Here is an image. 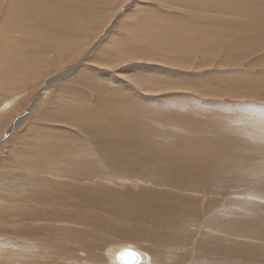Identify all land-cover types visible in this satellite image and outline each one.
Returning <instances> with one entry per match:
<instances>
[{
  "label": "rangeland",
  "instance_id": "obj_1",
  "mask_svg": "<svg viewBox=\"0 0 264 264\" xmlns=\"http://www.w3.org/2000/svg\"><path fill=\"white\" fill-rule=\"evenodd\" d=\"M187 1L194 5L198 3V7L196 9L188 7L187 10L179 6L176 8L175 5H177L178 2L172 5V2H174L173 0L79 1L76 4L78 6L80 5V11L74 21V25L70 24L68 14L63 15L58 12L56 13L57 16L55 15L52 20H42L44 27L53 26L56 28L57 32L52 33V37H47L46 35H48V33L45 32L42 33V36H30L31 39H28L26 37L24 38L21 35L22 33L19 34L17 32L7 35L1 28L0 184L5 182V185H15L18 183L20 185H28L30 178L37 174L36 169L30 168L34 166V164L30 162H34L31 158H34L39 150L37 145H41L40 140L43 133L46 134L44 141H52L53 147L57 144L59 146L57 149L60 150V153H54L50 156L52 150L47 149V151L45 149L43 152L44 158L39 159L38 162H40L41 165L51 166L53 168H56L57 165L48 162H65L67 160L125 162L132 159H134V162H179L182 153H188L190 144L175 139L177 131L173 128L172 124L169 123V120L173 117L159 114L162 110L161 108H155L153 112L148 113L147 107L144 105L139 106L138 103L130 105L132 109H130L124 118L120 114L114 115L112 119L116 122H120L121 124H118H120L121 128L117 129L115 125H111L108 132L104 135L89 136L83 125L74 120H72L73 124L71 123L70 127H64V121H68L66 120L67 117H65L63 121L61 118H57V116L62 115L59 113L65 110L63 109L64 106H78L77 104L80 103V100L77 99L75 87L84 93L83 95L94 97L93 101L97 104V99L93 93L94 91L91 90L89 86L85 87V85H83V80L81 78L85 71L90 73V78L94 77V75H99L100 79H106L105 81H100V84L104 86L99 89L100 91L104 90L105 87L111 88L113 85L126 86L127 89L124 90L125 96H121L123 91H115L119 94L117 95L118 98L137 96L140 99L150 100L157 104L165 101L166 103L171 101L169 103L175 106H180L182 104L181 107L187 108L188 110L181 109L185 115L181 116L178 120L181 121L185 128L191 131L192 135L203 140L206 146L212 145L216 151L244 147L249 144L250 140L236 133L235 127L237 124L235 123L236 118L233 115H214L210 112L202 110L198 112L189 108H193V106L209 108L210 106L213 108H211L213 111L216 109L215 112H225L228 110H232L231 112H233L238 110L244 111V109L255 107L258 108L257 111H262L264 109V83L260 82L262 81L260 78L264 79V60L259 61L258 57L264 54V50L261 49L262 51L255 52L251 56V50L244 47L247 46L246 42L238 43L239 47L237 46L227 50V42L219 39H208V33L204 32L202 29L209 27L212 21L208 22L205 18L199 17H204L205 4H201L202 0ZM6 2H8V0H0V26L4 23ZM257 3L261 2L257 1ZM91 5L92 8H90ZM23 7L27 9L28 6ZM82 7L84 11H82ZM38 8L42 7L39 6ZM148 14L151 16L150 18L147 17ZM178 14L186 17V19L177 20L176 16ZM59 15L63 19H66L68 23L60 21ZM139 16L141 17L139 18ZM190 18L196 20L199 31L194 30L196 28L192 27L195 25L194 22H188ZM137 19H141L139 24L141 22L142 24H137ZM216 20L218 21L215 22L217 28L222 25L224 26V23H228V21H225L226 18H216ZM155 23H158V25ZM219 24L222 25L220 26ZM137 25L139 27H137ZM181 25L183 27H181ZM109 28L111 29L107 32ZM184 28L187 29L185 30ZM79 29H81V32L84 31V33H79ZM208 31L210 30L208 29ZM144 32L147 34L153 33L154 37H156L155 40L168 39L171 33L174 32V34L177 35L179 32L180 35L189 36L190 42H197L199 40V45H201L202 48L201 53H189V50L194 51L191 44L183 46L185 49L182 51H179L178 48L175 49L177 53L173 50L168 51V49L163 46L162 48L165 51L162 49L158 51V53L164 56L160 57L146 49L145 46L151 42L145 43L146 40L143 38H146L147 35H144ZM212 32H214V30ZM188 33H191L192 37L188 35ZM218 35H222V37L226 36L225 39L227 41L228 36L233 42H236L235 36L229 34L223 35L222 33ZM193 36H195V38H193ZM101 37H103V39L96 45ZM4 39L7 41L13 39L10 41H12L11 43L14 45L17 43L16 39H26L27 41L24 43L27 45L28 43L30 44L31 40L35 42V46L30 47L28 45L30 51H28L27 56H25L26 59L20 62V58L22 57L21 54L15 53L13 51L14 49L8 45L3 48V44L1 43L4 42ZM176 40L183 41L184 38H176L169 43H164V45L173 44ZM139 43H142L141 46ZM129 45L130 47L132 46L131 49L133 50L126 51L125 47H129ZM136 45L140 47L137 49ZM186 48H190L188 53L185 51ZM2 49L5 50L3 51ZM41 50H44L46 54L41 53L42 56L39 55L40 53L38 52ZM88 54L89 56L84 64L74 74L47 85L50 78L71 68ZM181 56L191 60L187 61ZM255 56H257V58H255ZM13 57H16V60L13 59ZM39 59L44 61V66L41 68H32V66L38 67ZM14 61L16 63H14ZM17 61L19 65H17ZM39 70L41 73L35 76L36 72ZM143 75L146 78L150 75L149 77L156 81L149 82L147 87L148 90L145 91H142V88L136 87L137 84L133 82L134 79L136 81L137 76L143 77ZM242 76L250 77V79H256L257 81H253L255 83L249 81V83L246 84L243 83L241 79L238 80V78ZM77 77L80 78V81H74ZM99 78L95 79L97 80ZM165 84L167 85L164 86ZM62 86L69 87V89H62ZM64 90L66 91L64 92ZM242 90L245 91V93H240ZM177 100L180 101L176 103ZM83 102L84 101H82V103ZM7 104L11 105L8 107ZM106 105L116 110V107L120 108L124 103L119 100H113L110 103H106ZM28 108H30L28 115L22 118V122L16 125L13 130L7 134L16 120H18ZM102 111L109 114V110L107 109H103ZM59 121L60 123H57ZM155 129L165 131L156 132ZM165 134H169V136L165 137ZM69 136L70 139L67 138ZM63 138L65 140H63ZM195 142L197 145L199 139H195ZM84 149L87 150V153H78L77 159H74V156L71 158V150L75 153L77 151H84ZM196 150L197 147L194 148V152ZM91 154L93 155L92 158L90 156ZM24 160H26L25 162H29L30 166L26 164L27 168L13 163L23 162ZM191 160L192 157L187 159V162H191ZM9 163L12 166L9 165ZM213 163L214 165L218 164L217 162ZM252 163L257 165L260 162ZM233 168L252 170L247 167L239 166H233ZM216 170H218V168H216ZM11 173L16 175L19 174L17 176L22 177V179L19 178L21 181L19 179H13L14 176L11 175ZM43 174L48 175L49 173L44 172ZM7 176L10 177V179L5 178ZM23 179L27 180L26 184L22 182ZM248 179L249 177L245 175L243 178H240V182L245 184V181ZM133 181L136 182L135 180ZM127 184L134 187L136 190H138V186H140L139 184L135 186L130 182ZM118 186L120 185L118 184ZM153 188L156 190H165L157 192L168 197H172L174 193L180 191L177 189L178 191L173 192L172 188L168 186L156 185ZM146 194L147 193H144L141 189V196H145ZM36 197V193L27 194L22 191L15 194L12 202H6L0 198V247H5L4 244L7 238L14 244H20L25 254L28 257L30 256L29 250L23 246L27 241H23L22 243L19 242L18 238L22 237V235L14 234L17 233L16 226H12L11 222L7 221L6 215L8 214H6V210L8 207L10 208V206H12L28 213L33 205L38 206L40 204L37 202ZM215 200L222 202L221 198H215ZM261 201L264 202V200ZM240 207L244 206L238 205L235 210ZM198 208L201 209L200 216L208 217L206 205L203 204L202 206H198ZM97 210L100 211L102 218L106 219V222H110L113 225L121 224V221L123 224L129 223L132 225L138 222V225L132 227L131 235L119 236L115 233H109L106 230L100 229L97 226L76 223L75 225L77 226L75 231L81 230L82 235L79 233V235L74 237L75 240H72V243L73 241L76 243H69V245L66 243L69 239V235H64L62 233L63 228L53 226L42 238L36 241L41 245V253L44 254L42 257L52 258L57 264H104L101 259L106 258L107 260L108 256L106 255V251L109 248L118 247V245H130L147 255L146 263L149 262V257L152 258L156 256V253H158V255H163L164 253L165 257H163V264H196L197 261H199V264L200 262H202L201 264H205L206 262L204 261H215L226 256L227 253H230L232 255L231 259L235 264H264V250L256 243H262L264 240L257 238L256 229L240 225L236 228L235 232L226 231L221 233L222 238L232 243L230 251L226 249L219 250L218 248V250H214L209 247V243H206V247H202L201 249V244L208 230L203 220L200 224H193L183 230V236L179 245L162 248L158 245L154 246L151 242H148L150 244L147 242H140V245L139 243L136 244V239L141 235L143 228L155 231V224L151 221L156 215L155 211H152L145 220L138 221L139 211L133 206L121 209L117 204L104 203L100 207L90 208L89 213ZM21 212L22 211H20V213ZM223 217L226 216L223 214L220 215V220ZM234 218H236V215H233V217L230 215V226ZM26 221L30 222L27 224L25 223ZM20 222L22 223L21 231L24 235L29 236L34 219L28 216ZM110 223L108 224L109 226ZM16 224L18 225V222ZM88 233H94V235L88 237ZM58 240H61V249L57 253L54 251L53 246ZM99 243L101 247L95 249ZM112 251L110 252L111 254ZM150 251L152 252L150 253ZM5 252L6 248L0 250V257H3ZM95 253L103 256L100 258L101 261L93 260L90 263L84 261L88 255L94 256ZM199 253L200 255H197ZM14 256L22 257L23 255L22 252L17 251L14 253ZM109 262L113 264L111 259ZM153 262L157 264L155 260Z\"/></svg>",
  "mask_w": 264,
  "mask_h": 264
},
{
  "label": "bare ground",
  "instance_id": "obj_2",
  "mask_svg": "<svg viewBox=\"0 0 264 264\" xmlns=\"http://www.w3.org/2000/svg\"><path fill=\"white\" fill-rule=\"evenodd\" d=\"M79 1L86 2V0H8V2H6V11L4 12V23L2 24V26H0V30L2 28V31L6 32L5 34L7 35L9 33L16 32L19 34L22 33L21 35L24 38L26 37L28 39H31L30 36H42V33L45 32L48 33V35H46L47 37H52L51 34L57 32L56 28L50 25V27H44V25L42 24V20H52L55 15L57 16L56 13L58 12L62 13L63 15L68 14V20L70 24L74 25V21L76 20L78 12L80 11V5L78 6L76 4ZM87 1L101 2L102 0ZM173 1L174 2H172V5L173 3L176 4L178 2L177 5H175L176 8L179 6L184 10H187L188 7L191 9H196L198 7V3H195V5L190 4L187 0ZM257 1H260L261 3H257ZM201 2V4H205L206 8L204 17H199L205 18L208 22L212 21L210 22V24L208 23L209 27L202 29L204 32L208 33V39H219L221 41L227 42V50L237 47L238 43L246 42L247 46L244 47L251 50V56L261 49L264 50V0H202ZM23 6L28 7L27 9H25ZM39 6H41L42 8H38ZM90 8H92V5ZM82 11H84L83 7ZM140 17L141 16H139V18ZM147 17L150 18L151 16L148 14ZM216 18H226L225 21H228V23H224V26L222 24H219L220 26H222L217 28V24L215 22L218 21L216 20ZM176 19L185 20L186 17L180 16L178 14L176 16ZM59 20L68 23L67 20L63 19L60 15ZM140 21L141 19H137L136 23L139 24ZM188 22H194L195 25L192 27L196 28L194 30L199 31V28L196 25V20L194 18H190ZM140 24H142V22ZM155 24L158 25V23ZM137 27L139 26L137 25ZM181 27L183 26L181 25ZM208 29L210 31H208ZM213 30L214 32H212ZM79 33L83 34L84 31L81 32V29H79ZM220 33H222L223 35L229 34L235 36L236 42H233L228 36L227 41L225 39L226 36L222 37V35H218ZM178 34L179 32L177 33V35H175L173 32L170 34V37L168 39L155 40L156 37H154L153 33L147 34L144 32V35H147V37L142 38L146 40L145 43L151 42L150 44L145 46L146 49H148L151 53L159 55L160 57L164 56L163 54L160 55V53H158V51L163 49V46L164 48L168 49V51H176L175 49L177 48L179 51H182L183 49H185L183 48V46L191 44L194 51H190V48H186L185 51L187 53L188 50L189 53H201L202 48L201 45H199V40L197 42H190L189 36ZM188 35L192 37L191 33H188ZM181 37L184 38L183 41L176 40L175 42H173V44L164 45V43H169L172 40ZM193 38H195V36H193ZM10 40L7 41L6 39H4V42L1 44H3V48L7 47L8 45L9 47L14 49L13 51L15 53L21 54L22 57L20 58V62L26 59L25 56H27L28 51H30L28 47L35 46V42L31 40L30 44L28 43L29 46L24 43L25 41H27L26 39H16L17 43H15V45L11 43L12 41ZM141 44L142 43H139L140 46ZM139 45H136L137 49L140 47ZM125 48L126 51L133 50L131 49L132 46L130 47V45L129 47ZM38 53H40L39 55H41V53L44 54L45 51L41 50ZM175 53H177V51ZM182 58L184 59L185 57ZM255 58H257V56H255ZM258 58L259 61H263L264 54L259 55ZM13 59L16 60V57H13ZM39 60L40 61L38 62V67L32 66V68H41L44 66V61H42L41 59ZM185 60L190 61L191 59L188 60L185 58ZM14 63L16 62L14 61ZM17 65H19V63ZM39 73H41L40 70L36 72L35 76H38ZM0 74L2 73L0 72ZM89 75L90 73H87L85 71L84 74H82L81 79L83 80V85H85V87L89 86L90 89L94 91L93 93L97 99V104H95L93 101L94 97L83 95L84 93H82L75 87L77 91V99L80 100V103L77 104L78 106H64L63 109L65 110L59 113L62 115L57 116V118H61L63 121L65 120V117H67L68 119L66 118V120L70 121H64V127H70V124H73L72 120H74L83 125L89 136L104 135L106 132H108L111 125H115L117 129L121 128V123L116 122L112 119L114 115L120 114L124 118L130 111V109H132L130 105L138 103L139 106H146L148 113L153 112L155 108H161L162 110L159 114L172 116L173 118L169 120V123L172 124L173 128L177 131L175 139L178 141H185L190 144V150L187 154L182 153L179 162H134V159L125 162H98L89 160L48 162L57 165L56 168H53L51 166L41 165L40 162H38L39 159L44 158L43 152L45 151V149L52 150L50 156H52L54 153H60V150L57 149L59 148L57 144H55L53 147L52 141H44V137H46V134L43 133L42 130L43 134L40 140L41 145H37V148L39 150L37 149L38 151L34 158L30 157L31 160L34 161L30 162L34 164V166L30 168L36 169L37 174L30 178V180L28 181V185L23 184V186L19 183L15 184L16 182L14 183L15 185H5V182L0 184V198L6 202H12L15 194L22 191L23 193L25 192L27 194H37L36 200L40 204L38 206L33 205L32 208L29 209L28 213L12 206H10V208L8 207L6 210V214H8L6 215L7 221L11 222L12 226H16L17 233L14 234L22 235V237L16 238H18L20 243H22L23 241H27V243L23 246L29 250L30 256L28 257L25 254V252L21 249L20 244H14L11 240H8L6 238L4 244L5 247H0V250L6 248V252L4 253L3 257H0V264H57L52 258L42 257L44 256V254L41 253V245L40 243L36 242L40 238H42L46 234V232L53 226L63 228L62 233L64 235H69V239L66 241L68 245L69 243H72V240H75L74 237L79 235V233L82 235L81 230L75 231L77 226L75 225L76 223H81L82 225L97 226L100 229L106 230L109 233H115L119 236L131 235L132 227H136L138 225V222L137 224L132 225L129 223L123 224V222L121 221V224L113 225L110 222H106V219L102 218L100 211L97 210L89 213L90 208L100 207L104 203L117 204L121 209H125L128 206L135 207L139 211L138 221L145 220L152 211L156 212V215L151 219V221L155 224V231L143 228L141 235L136 239V244L139 243V245L141 244L140 242H151L152 244H154V246L158 245L162 248L168 246H177L180 244V240L183 236V230L193 224H200L203 220L205 221L208 230L206 232L204 241L201 244V249L202 247H206V243H209V247L214 250L218 248L219 250L226 249L230 251L232 248V243L222 238L221 233L226 231L235 232L236 228L240 225L256 229L255 232L257 238L264 240V202L261 201L264 200V109L262 111H257L258 108L252 107L244 109V111L238 110L231 112L232 110H228L225 112H215L216 109L215 111H213V108L210 106L209 108H200L199 106H193V108H189L193 111L200 112V110H202L205 112L213 113L214 115H233L236 118V133L243 138L250 140V143L244 147L232 148L224 151H216L212 145L206 146V143L203 140H201L197 136L192 135L191 131L185 128L182 125L181 121L178 120L181 116L185 115L182 110H188L187 108L185 109L184 107H181L182 104L180 105L179 103L180 106H175L174 104L169 103L171 101H169L168 103H166L165 101L157 104L151 102L150 100L147 101L145 99H140L137 96L118 98L117 95L119 94L115 91H123V93H121V96H125L124 90L127 89L126 86L113 85V87L110 86L111 88L105 87L104 90L100 91L99 89L103 86L102 84H100V81H105L106 79H100L99 75H94V77L90 78ZM149 76H147V78L144 77V75L143 77L137 76L136 81L135 79L134 81L131 79L130 80L137 84L136 87L142 88V91H145L148 90L147 87L149 85V82H156ZM148 77L151 79H149ZM95 78L99 79L96 80ZM168 79L171 80L170 78ZM239 79H241L242 82L246 84L249 83V81H251L252 83H255L253 81H257L256 79H250V77L245 76L238 78V80ZM76 80L80 81V78L77 77L74 79V81ZM260 80H262L260 82L264 83V79L260 78ZM166 85L167 84H165L164 86ZM62 89L68 90L69 87L62 86ZM65 91L66 90H64V92ZM240 93H245V91L242 90L240 91ZM113 100H119L124 103V105L120 108L116 107V110L106 105V103H110ZM82 101L84 102L82 103ZM178 101L180 100H177L176 103ZM103 109L109 110V114L104 113L102 111ZM29 110L30 108H28V110L23 114V117H26L28 115ZM20 118H22V116ZM57 123H60V121ZM155 131L164 132L165 130L155 129ZM168 136L169 134H165V137ZM67 138L70 139V136ZM195 139H199L197 145ZM63 140L65 139L63 138ZM196 147L197 150L194 152V148ZM78 153H87V150L84 149V151H77L75 153L73 150H71V158H73L74 156V159H77ZM90 156L91 158L93 157L92 154ZM191 157V162H187V159H190ZM53 160L57 161L56 159ZM25 161L26 160H24L23 162L13 163H16V165H22L23 168H27L26 164L29 165V162ZM213 162H217L218 164L214 165ZM252 162L260 163L254 165ZM9 165L11 164L9 163ZM233 166L247 167L252 170L237 169L233 168ZM216 168H218V170H216ZM44 172H48L49 174L44 175ZM11 175L14 176L13 179H22L21 176H17L19 174L16 175L14 173H11ZM245 175L249 177V179L245 181L246 186L244 183L240 182V178H243ZM5 178L10 179V177L8 176ZM133 180H135L136 182H134ZM22 182L26 184L27 180L23 179ZM128 182L135 186H138L139 184L140 186H138V190L128 185ZM118 184L120 186H118ZM156 185L168 186L172 188L173 192L178 191L177 189H179L180 191L174 193L172 197H168L157 192L165 190H156L155 188H153ZM141 189L144 193H147L145 196H141ZM215 198H221L222 202L215 200ZM203 204L207 206L208 217L200 216L201 209L198 208V206H202ZM238 205L244 207H240L235 210L236 206ZM20 211L22 212L20 213ZM222 214L226 217H223L220 220V215ZM230 215L232 217L233 215H236V218H234L231 226L229 220ZM28 216L34 219V223L31 226L29 236H26L21 231L22 223L20 221ZM17 222L18 225L16 224ZM29 222L30 221H26L25 223L28 224ZM109 223L110 226L108 225ZM87 235L88 237H90L94 235V233H88ZM73 243L76 242L73 241ZM256 243L262 250H264V242ZM99 247H101L100 243L96 246L95 249ZM116 247L109 248L106 251V255L108 256L107 260L106 258L101 259L103 260L104 264H111L109 262L110 259L113 264H118L116 261L117 254L125 248L136 249L140 252L141 262H139L138 264H155L153 262L154 260L157 264H163V257H165L163 252V255H158V253H156V256H153L154 260L153 257H149V262L146 263L147 255H145L136 247L130 245H118V247ZM113 248L116 249L114 250ZM53 249L57 253L60 251L61 240H58L56 244H54ZM17 251L22 252L23 256H14V253ZM111 251L112 254L110 253ZM151 252L152 251H150V253ZM100 255L96 253L94 254V256L88 255L87 258L84 259V261L87 263H90L93 260L101 261L100 258H102L103 256ZM197 255H200V253ZM231 258L232 255L230 253H227L226 256H223L215 261L211 260L204 262H206L205 264H235ZM198 262L199 261H197V263ZM201 263L202 262H200V264Z\"/></svg>",
  "mask_w": 264,
  "mask_h": 264
},
{
  "label": "water",
  "instance_id": "obj_3",
  "mask_svg": "<svg viewBox=\"0 0 264 264\" xmlns=\"http://www.w3.org/2000/svg\"><path fill=\"white\" fill-rule=\"evenodd\" d=\"M110 29L111 28H109L107 30V32ZM103 37L100 38V40L96 43V45H98V43L103 39ZM88 56H89V54L86 55L80 62H78L77 64H75L71 68L65 70L63 73H60V74H58V75L53 76L52 78H50V80L48 81V85L49 84H52V83H54V82H56L58 80L64 79V78H66L68 76H71L72 74H74L84 64V62L86 61V59L88 58ZM22 118H24L23 115H22ZM22 118H19L18 120H16V122L13 124V126L9 130V132H7V134H9L16 125H19L20 124ZM116 261H117L118 264H138L139 262H141V254L136 249L125 248V249L121 250L117 254V260Z\"/></svg>",
  "mask_w": 264,
  "mask_h": 264
}]
</instances>
